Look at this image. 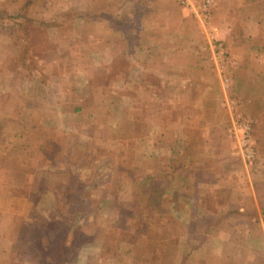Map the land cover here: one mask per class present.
<instances>
[{
    "label": "rangeland",
    "instance_id": "rangeland-1",
    "mask_svg": "<svg viewBox=\"0 0 264 264\" xmlns=\"http://www.w3.org/2000/svg\"><path fill=\"white\" fill-rule=\"evenodd\" d=\"M230 1L222 0L217 9L224 12L222 7L228 3L226 10H230ZM75 3L78 2H72ZM84 4V13L97 12L103 16L100 20H94L95 26L91 25L92 30H101L105 26L104 16H108L111 11H124L128 14L130 21L123 20L118 27L131 32L134 44L143 43L145 47L149 46L150 72L146 76L148 86L153 84L154 89L162 93L156 95L151 91L144 94L139 88H134L132 93L139 90L140 94L136 97L137 108L133 111L131 119L129 112L124 109L130 102L121 97L120 93L125 89L124 74L118 72L114 80L106 82L102 78H107L110 74L104 71L100 73L101 77L96 78V82L94 80L95 84L93 80L89 81L96 90L113 84L122 90L118 89L112 98L95 97L94 99L98 98L101 103L95 106L96 111L85 114L94 117L93 123L98 125L94 127L97 134L87 139L84 150L87 160L79 168L76 166L75 157L77 153L83 152L65 144L59 146L58 138L62 137L53 129L49 132L38 130L46 143L43 148L54 152L52 156L48 155V152L41 154L45 155V158L38 159L37 173L43 171L41 168L44 165L49 172L68 169L69 173L55 177V182L60 185H56L57 189L48 187V178L37 177L23 184L26 189L24 187L16 191L8 198L6 203L12 205L16 213V241L12 255L1 258L0 264H61V257L58 256L52 261L49 255V261L52 263L48 262V249L43 250V254L46 253L45 258L39 257L40 243L34 238L35 225L46 223L42 234L43 240L46 241L50 236L55 237L51 234L63 221L68 222L72 227L71 232H74L67 237L65 250L69 257L63 264H156L157 249L167 253L173 246V242L167 241L166 236L165 242L159 238L162 232L160 228L169 233L168 230H173L172 224L169 222L170 224L163 225L158 219L171 215L166 205L172 197L163 196L161 189L171 187L169 178H173L174 170L178 174L179 170L192 172L209 167L220 173L219 164L222 162L226 163L225 173L234 174L238 169L237 156H242L243 151L244 131L239 125L246 120L252 122L258 119L257 104L253 103L250 89H242L240 86L243 75L236 71V67L228 65L231 53L227 48V36L221 33L224 30L221 27L224 21L219 12L212 17V25L216 30L213 33L212 27H205L198 22L178 0H84ZM13 5L18 8L20 6V12L27 15L19 21L27 30L22 36V42L26 44L21 48L23 52H27L25 62L30 65L29 62L35 53L44 61L43 64L40 61L39 64H31L32 67H29L40 73L43 78L40 77L36 84L41 83L40 80L48 81L49 87L58 90L61 87L59 76L53 75L51 78L43 74L44 71L48 72V60H52L56 55L60 56L59 49L51 45V41L56 39L55 32L51 31L49 36L45 33L48 29V0H8L0 8L5 6L6 9ZM73 15L76 17V14ZM73 15L63 18L66 30L71 29V22L75 18ZM86 23L89 24L90 21ZM98 24L100 26H97ZM230 25L244 29V24L241 21L238 23L236 16ZM29 28L37 29V32L29 33ZM106 30V36L113 35L108 28ZM30 41L36 43L35 46L30 47ZM218 42L224 44L226 50L222 61L216 56L214 48ZM112 44L113 48L119 45L118 42ZM80 54V49L77 51L71 48L67 51V58H71L70 63L73 60L74 63L77 62L76 65L80 68L85 66L86 72L91 66L93 56ZM3 55L0 53V57ZM22 59L21 57V61ZM5 62L7 61H2V64ZM102 63L105 69L111 68L109 60H102ZM14 65L15 62L3 66L9 67L11 72V66ZM123 67L125 66L118 67V70H124ZM154 70L163 72L164 79H158ZM25 77L26 75L22 76L18 84L22 89L28 88V80ZM63 83L68 104L66 107L82 106L80 96L72 93L80 92V88L85 86L87 81L68 79ZM76 84L78 88L73 89ZM89 98L88 103L83 102L86 109H91L90 106L95 104L91 101L94 99ZM60 100V97H53V101ZM40 107L42 108V105L37 106ZM113 109L120 111L114 114ZM35 117L39 123L42 120L54 121L51 114L42 110L37 112ZM111 119L116 123L115 127L108 125ZM89 123L90 121L86 120V124ZM160 136L164 137L172 148L174 141L176 142L179 151L175 150L177 155H180L178 159L175 158L178 166L174 165L175 154L172 148V154L165 150L166 157L169 154L168 159L165 158L158 164L159 151L156 145L160 143L157 142ZM251 137L256 152L264 154V122L261 126L255 125ZM48 140L54 142L55 148H48ZM205 151L213 152L212 160L208 155L209 161H205L208 157L203 155ZM94 155L95 159L92 157ZM79 169L89 173L83 178L78 177L84 184L69 182L71 177L81 174ZM126 181L134 184L133 199L132 202L122 203L119 201L124 200L125 191H121V186L126 184ZM79 193L83 205L76 213L73 204L75 205V201L80 197ZM132 246L135 249L133 256L130 251Z\"/></svg>",
    "mask_w": 264,
    "mask_h": 264
},
{
    "label": "crops",
    "instance_id": "crops-1",
    "mask_svg": "<svg viewBox=\"0 0 264 264\" xmlns=\"http://www.w3.org/2000/svg\"><path fill=\"white\" fill-rule=\"evenodd\" d=\"M7 1L0 0V6ZM73 1L78 3L72 4ZM230 4L232 5V7L230 5V10H226L227 3L222 7L224 12L218 9L215 11V13L221 14L224 21L221 24L224 29L221 33L227 36V48L231 53L228 65L236 67V71L243 75L244 78H241L240 86L242 89H250V95L254 99L253 103L257 104L258 108V119L255 121L261 126L264 122V0H231ZM234 7L236 8L234 9ZM0 9L2 12L6 11L3 13L4 15L11 17L4 22V29L0 27V53L4 54L3 57H0L1 259L12 255L16 241L14 239L17 226L16 213L11 209L12 205L6 203L8 198L14 192L23 189L31 179L37 177L48 178V187L57 189L60 185L55 182V177L69 173L68 169L49 172L46 165L42 166V172L37 173L38 159L45 158V155L41 154L48 152V155L52 156L54 152L43 148L46 143L38 130L43 129L49 132L50 129H53L59 133V137H62L58 138L59 146L65 144L83 152L77 153V157H75L76 166L78 165L79 168L87 160L84 154L87 139H91V136L97 134L94 127L98 124L93 123L94 117L85 114L96 111L95 106L101 103L98 98H112L117 94L118 89L122 90L121 87L117 88L114 84L96 90L94 85L89 84V81L93 80L94 83L95 80L96 82V78L101 77L100 73L104 71H108L107 74H110L107 78H102L106 82L114 80L113 78L118 72L124 74L125 89L120 93L121 97L130 102L128 107L124 108L129 112L130 118L137 108L136 101L138 99L136 97L140 94L139 90L144 94L153 91L159 95L162 92L154 89L153 84L148 86L146 76L150 72L148 68L149 46L145 47L143 43L134 44V36L131 35V32L118 27V24L123 20L130 21L126 12L111 11L108 16H104L105 26L101 30H97L98 28L92 30V26H95L94 20H100V17L103 16L97 12L84 13V0H48V29L45 33L49 36L51 31L55 32L56 39L51 41V45L59 49L60 56L56 55L52 60H48V72L44 71L43 74L51 78L53 75L59 76L61 87L57 90L52 86L49 87L48 81L40 80L41 83L36 84L39 78H42L40 73L31 70V67L27 70L22 68L23 62L16 51L20 49V45H14V37L11 33L14 29H19V26L15 25L16 22L20 23L17 18L27 17L25 12H20V6L18 8L14 5L10 8L6 7L5 9L4 6ZM73 14H76V17ZM71 15L75 18L71 22V29L66 30L63 18ZM235 16L238 18V23L241 21L244 24L243 30H240L238 26L230 25ZM86 21H90V23L87 24ZM97 23L99 22L97 21ZM107 28L113 35H105ZM3 32L11 35H3ZM28 32L35 33L37 29L29 28ZM68 33L72 34L66 35ZM104 40L106 41L104 42ZM114 42L119 44L115 48L112 44ZM32 44L33 41H30V47ZM71 48L77 49V51L80 49L82 56H93L91 66L86 72L85 66L80 68L79 65H76L77 62L74 63V60L72 61L74 64L70 63L71 58H67V51ZM102 60H109L111 68L105 69ZM2 61H7L4 64L15 62L16 66H11L10 72L9 67L3 66ZM40 61L42 64L44 63L42 57L35 53L29 63L36 65ZM122 65L125 66L124 70H118V67ZM162 73L156 71V76L160 80L164 79ZM25 75L28 80V88L23 87L22 89L18 84L21 77ZM68 79L87 81V84L80 88V92L72 93L77 97L80 96L82 106L66 107L68 104L65 99L63 82ZM145 84L147 85L145 86ZM37 86L40 88L38 89ZM75 88H78L77 84L73 89ZM134 88H139L138 92L135 90L136 94L132 93ZM86 95L90 97L89 99L98 97L96 100H91L95 102L93 106H90L91 109H86L83 106V102L88 103L89 101ZM53 97H60L62 100L53 101ZM41 105L42 108H37ZM118 109L120 108L118 107ZM41 110L51 114L54 121L37 122L38 119L35 116ZM118 111L120 110L113 109L114 114ZM86 120L90 123L86 124ZM115 124L111 119L108 125L115 127ZM159 138L160 140L157 142L160 141V143L156 145V149L159 151L157 154L158 164L165 158L168 159L169 154L167 153L166 157L165 150L171 153L172 148L164 137L160 136ZM173 145L172 150L175 154L173 161L174 165L178 166L175 158L178 159L180 155H177L175 149L179 151V148L175 141ZM49 147L55 148L54 142L48 140ZM203 155L211 156L212 160L214 154L205 151ZM209 156L205 158V161H209ZM92 157L95 159V155ZM237 157H239L236 159L238 169L231 175L225 173L226 163L222 162L219 164L220 173L209 167L192 172L185 170L180 172L179 170L178 174L174 170L173 178H169L171 182L169 188L171 189L169 190L167 187L161 189L163 196L172 197V200L166 205L167 211L171 215L158 219L162 224L164 223L163 225L172 224L173 230H168L169 233L163 232L160 228L162 232H160L159 238L165 242L166 236L167 241L173 242V246L167 250V253L162 249H157L156 264H264V154L257 153L256 159L250 163H246L241 155ZM215 163L218 164L217 161ZM205 165L208 164L205 163ZM188 167L189 165H187ZM80 173L78 176L72 173L75 176L68 181L84 184L81 178L85 176L86 172L80 170ZM153 176L149 175V177ZM133 186V183H127V181L121 186V191L125 192L124 200L119 202H132ZM39 187L41 188V186ZM130 251L133 256L135 251L133 246Z\"/></svg>",
    "mask_w": 264,
    "mask_h": 264
},
{
    "label": "trees",
    "instance_id": "trees-1",
    "mask_svg": "<svg viewBox=\"0 0 264 264\" xmlns=\"http://www.w3.org/2000/svg\"><path fill=\"white\" fill-rule=\"evenodd\" d=\"M29 5H30V3H29ZM1 10L2 9H0V27H2L4 29V24H2V23H4L6 20L10 19L11 17H9L6 14L4 15L3 13L4 12L6 13V11L2 12ZM215 11L213 12V14H214L213 16H215ZM22 18H23V16L19 17L17 19L20 21ZM30 21L31 20H28V22H30ZM15 25L19 26V29L18 30H16V29L13 30L12 29L13 31H12L11 34H13V37H14L13 42H14L15 46H17V44L20 45V49H17L16 51L18 52L20 58L21 57L23 58L22 59L23 67L29 69V67H32V66L29 65L27 62H25L26 61L25 58L27 59V57H26L27 56V52H23L22 49H21L22 45L26 44L25 42H22V39H23L22 36L24 34H26L27 30H25L23 28L24 25H22V24L20 25V23L18 24L16 22ZM32 45H35V44H32ZM253 121H254V124L252 125L251 131H252L253 128H255V125H256V121L255 120H253ZM79 195H80V197L75 201V205L73 204V208L76 209V213H78L77 211L81 210V207L83 205L82 196H81V194H79ZM11 209L13 210V206L11 207ZM45 224L46 223L35 225V227H36V235H35L34 239H36L40 243L39 244V249H40L39 257L45 258L44 255H46V253L43 254L44 253L43 250L44 249H48V256L46 257L48 259V262H50L49 261L50 260L49 259V255L51 256L52 261H55V259H57V256H58V257H61V264H63V263H65L66 259H68V257H69V254L68 253L66 254V250L65 249H66V242H67L68 235L70 236V235L74 234V232H71L72 227L70 225H68L69 224L68 222L63 221V222H61V224H59L58 227H55L54 232L51 234V235H53L55 237L52 238V236H50V237H48V239L46 241H44L43 240L44 236L42 234H44V231H45V228H46V226H44ZM34 234H35V232H34ZM23 244H25V243H23ZM44 262H46V259H44ZM50 263H52V262H50Z\"/></svg>",
    "mask_w": 264,
    "mask_h": 264
},
{
    "label": "built area",
    "instance_id": "built-area-1",
    "mask_svg": "<svg viewBox=\"0 0 264 264\" xmlns=\"http://www.w3.org/2000/svg\"><path fill=\"white\" fill-rule=\"evenodd\" d=\"M184 8L188 9L190 15H193L198 22H201L202 25L205 27H212L213 33L216 30L213 28L212 25V17L213 12L218 8L219 4L222 0H178ZM216 56L220 61L223 60L225 57V47L224 44L218 42L214 46ZM254 124L252 120H246L245 123L239 125V127H243V138H242V157L245 161H253L256 157V150L253 146L252 137H251V128Z\"/></svg>",
    "mask_w": 264,
    "mask_h": 264
}]
</instances>
